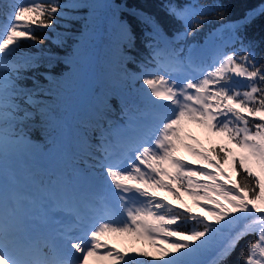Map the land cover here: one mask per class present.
Segmentation results:
<instances>
[{
  "label": "snow or ice",
  "instance_id": "snow-or-ice-1",
  "mask_svg": "<svg viewBox=\"0 0 264 264\" xmlns=\"http://www.w3.org/2000/svg\"><path fill=\"white\" fill-rule=\"evenodd\" d=\"M242 2L0 0V264H264V0Z\"/></svg>",
  "mask_w": 264,
  "mask_h": 264
},
{
  "label": "trees",
  "instance_id": "trees-1",
  "mask_svg": "<svg viewBox=\"0 0 264 264\" xmlns=\"http://www.w3.org/2000/svg\"><path fill=\"white\" fill-rule=\"evenodd\" d=\"M224 3H225V6L228 7V8H230V10H231L234 14H235V13H238V12L242 9V7H243V2H242V0H224ZM250 37L253 38V39H256V40H259V39L261 38V32H260L259 27H257L256 29H254V30L250 33ZM57 51H58V50H57ZM60 70H61V71H67V69L64 68L63 65L60 66ZM188 125H190V126L192 125V126H196L197 128H200L199 126L194 125V124H188ZM186 131L188 132V130H186ZM33 139H34V140H39L40 142H42V139H41V136H40L39 133H34V134H33ZM215 140H218V141H215ZM211 143L216 144V145H219V144H222V143H226V141L223 140V139L220 138V137H211ZM202 144L204 145V147H209V146H210L209 135H207V134H206V135H203V143H202ZM228 146L234 148V145H228ZM234 151L239 152V150H238V149H235V148H234ZM177 155H180V156H182V155H188V153H187L185 150L181 149V151H180L179 153H177ZM185 159H186V158H185ZM186 160H187V159H186ZM225 167L228 168L229 173H230V175L232 176V179H233V180H237L238 177H237L236 173L233 172V171L231 170V168H229L227 165H226ZM158 196H160V197H167L169 200H172V199H173V197H172L167 191H161V192H159V193H158ZM183 199H184V202H185L188 206L193 207V211H194V212H199V211H200V209L196 208V207L192 204V200H191V198H190L188 195H185V196L183 197ZM174 202H175V203H178V202H176V201H174ZM253 238H254V237H251V236L249 237V239H253ZM125 239H129V237H127V236L111 237V238H109V239L107 240V243H108L109 245H121V244H123V242H124ZM140 241H142L143 244H147V245H149L147 241H144V240H140ZM244 243H246V241H245V242H242V244H241V248H243ZM130 244L133 245L132 243H130ZM238 255H239V250L237 251V255H236L235 257H233V259L235 260V259L238 257Z\"/></svg>",
  "mask_w": 264,
  "mask_h": 264
},
{
  "label": "rangeland",
  "instance_id": "rangeland-1",
  "mask_svg": "<svg viewBox=\"0 0 264 264\" xmlns=\"http://www.w3.org/2000/svg\"><path fill=\"white\" fill-rule=\"evenodd\" d=\"M195 125V124H194ZM188 130V132H190L192 135H194L197 140H199L201 143H203V135H209L208 133H206L203 129L201 128H197L196 126H190L187 125L186 129ZM218 141V140H215ZM193 142L194 141H190ZM184 158H186L187 160L190 159H195L194 157H192L190 154L188 155H182ZM100 194L97 195L98 199H101V195ZM121 221L126 220V215L122 216L119 218ZM130 243H132L133 245H131ZM116 248L120 249L122 252L127 251V252H132L133 250H135L136 252H142L143 248L145 251L151 252V253H155V249H153L150 245L147 244H143L142 241L134 238V237H129V239H125L123 244L121 245H115ZM103 251V250H101ZM93 264H102V262H93Z\"/></svg>",
  "mask_w": 264,
  "mask_h": 264
}]
</instances>
